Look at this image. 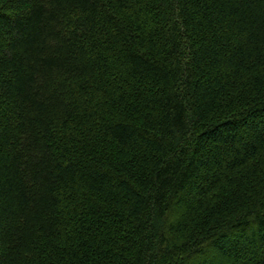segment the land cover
Masks as SVG:
<instances>
[{
	"label": "trees",
	"instance_id": "trees-1",
	"mask_svg": "<svg viewBox=\"0 0 264 264\" xmlns=\"http://www.w3.org/2000/svg\"><path fill=\"white\" fill-rule=\"evenodd\" d=\"M0 264H264V0H0Z\"/></svg>",
	"mask_w": 264,
	"mask_h": 264
}]
</instances>
